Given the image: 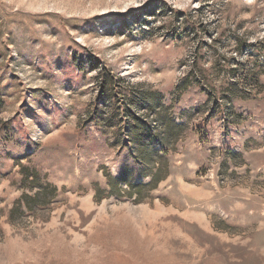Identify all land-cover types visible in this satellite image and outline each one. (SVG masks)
Returning a JSON list of instances; mask_svg holds the SVG:
<instances>
[{"label": "rangeland", "instance_id": "obj_1", "mask_svg": "<svg viewBox=\"0 0 264 264\" xmlns=\"http://www.w3.org/2000/svg\"><path fill=\"white\" fill-rule=\"evenodd\" d=\"M0 264H264V0H0Z\"/></svg>", "mask_w": 264, "mask_h": 264}, {"label": "trees", "instance_id": "obj_2", "mask_svg": "<svg viewBox=\"0 0 264 264\" xmlns=\"http://www.w3.org/2000/svg\"><path fill=\"white\" fill-rule=\"evenodd\" d=\"M100 81H101L100 91L102 92L104 90V86L106 85L105 77H103ZM156 155H158L156 150L151 149V155L148 161L158 164L155 158ZM19 166H20V169H19L20 188H22L25 191H29L33 193L31 196H28L27 193L22 194V196H24L26 200L25 201L26 206L32 209L38 208L39 210L44 211L45 209H47L49 205H52V203L55 201V198L58 195L56 187L52 185L50 182L44 180V178L40 176L36 168L25 166L22 164ZM107 177H108L107 183H110V180L112 179L116 180L117 184L115 188L109 187L110 184H108V187L114 195H119L121 191L119 184L121 181H123V178L121 176H118V177L107 176ZM157 181H158V178L156 177L154 178V175L151 174V178L149 182L147 183V186H150L152 184L155 185ZM94 196L96 200L99 199L100 190H96L94 193Z\"/></svg>", "mask_w": 264, "mask_h": 264}]
</instances>
